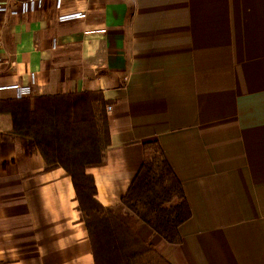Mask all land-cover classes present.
Segmentation results:
<instances>
[{"label":"crops","instance_id":"1","mask_svg":"<svg viewBox=\"0 0 264 264\" xmlns=\"http://www.w3.org/2000/svg\"><path fill=\"white\" fill-rule=\"evenodd\" d=\"M77 12L86 18L58 20ZM31 84L25 100L86 95L106 119L102 160L85 171L100 207H120L145 145L161 147L191 211L179 244L153 237L166 262L264 264V0L0 13V89ZM19 100L0 90V264H97L72 176L13 134L4 107Z\"/></svg>","mask_w":264,"mask_h":264},{"label":"rangeland","instance_id":"2","mask_svg":"<svg viewBox=\"0 0 264 264\" xmlns=\"http://www.w3.org/2000/svg\"><path fill=\"white\" fill-rule=\"evenodd\" d=\"M81 97L68 96L62 107L56 103L60 112L54 115L34 110V103L30 102L16 109L10 105L4 109L16 112L13 134L28 149L27 153H42L44 145L48 169L59 164L73 172L83 219L99 264H163L165 259L153 239L158 234L139 216L123 205L105 209L91 202L93 183L84 172L102 160L108 143L107 122L97 110L93 111L90 98ZM42 117L46 128L43 131Z\"/></svg>","mask_w":264,"mask_h":264},{"label":"trees","instance_id":"3","mask_svg":"<svg viewBox=\"0 0 264 264\" xmlns=\"http://www.w3.org/2000/svg\"><path fill=\"white\" fill-rule=\"evenodd\" d=\"M66 98L65 96L44 97L42 99H36L35 101L21 99L19 102L10 104V106L19 108L20 105L22 107L30 102L34 103V110L37 111L40 109L46 115H54V112H60L57 110L56 103H59L62 107L66 104L64 102L67 101ZM81 98L86 99V95H83ZM10 114L13 118L15 131L18 120L17 114L15 111H11ZM43 125L44 119L42 117V131L46 129ZM43 151H45L44 145L42 146V154L44 155L45 153ZM44 157L46 159L45 155ZM57 166L61 165L58 164ZM63 167L70 173L75 184L76 179L73 172L67 167ZM84 176L93 183L94 194H92L91 202L99 206L95 200L96 189L94 182L85 172ZM79 201L81 202V200ZM122 205L139 216L146 225L151 227L167 243L179 244L181 242L179 227L190 219L191 211L186 201L182 184L176 177L164 152L157 143H148L145 145L143 165L128 193L122 199ZM95 255L96 261L98 262L99 257H97L96 251ZM163 264L169 263L163 260Z\"/></svg>","mask_w":264,"mask_h":264},{"label":"built area","instance_id":"4","mask_svg":"<svg viewBox=\"0 0 264 264\" xmlns=\"http://www.w3.org/2000/svg\"><path fill=\"white\" fill-rule=\"evenodd\" d=\"M47 1L49 0H23L14 8L10 7L6 3L0 4V13H9L10 15L15 16V17L34 14L42 10L45 7ZM56 1H57V7L59 8L64 2L68 0H56ZM86 16H87L86 13L77 12L73 14L62 15L59 17L58 20L64 23V22L85 19ZM54 43L56 45V42ZM34 77L35 76L32 75V83L34 81ZM2 89L15 90L16 96L18 99L28 98L33 93L32 84L28 86L14 85V86L6 87V88H1L0 90ZM111 109H112L111 107L108 108V110H111Z\"/></svg>","mask_w":264,"mask_h":264}]
</instances>
